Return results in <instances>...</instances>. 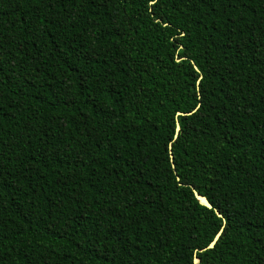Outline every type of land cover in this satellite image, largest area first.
<instances>
[{
	"label": "trees",
	"instance_id": "1",
	"mask_svg": "<svg viewBox=\"0 0 264 264\" xmlns=\"http://www.w3.org/2000/svg\"><path fill=\"white\" fill-rule=\"evenodd\" d=\"M0 264H264V0H0Z\"/></svg>",
	"mask_w": 264,
	"mask_h": 264
},
{
	"label": "water",
	"instance_id": "2",
	"mask_svg": "<svg viewBox=\"0 0 264 264\" xmlns=\"http://www.w3.org/2000/svg\"><path fill=\"white\" fill-rule=\"evenodd\" d=\"M180 113V112H177V114ZM181 114V113H180ZM178 130V125L176 124L175 125V132H174V136L176 135V132ZM170 147V144H168V148ZM170 156V155H169ZM192 192L194 194V196L196 197V199L201 203L203 204L204 206L208 207V208H212V205L208 202V200L206 199V197H204L203 195H200L199 193H197L195 190L192 189ZM215 214L217 216H220L219 212L216 210V209H213ZM220 233V229L219 231L214 235L213 239L208 243L207 247H212L216 238L218 237ZM192 262L195 263L196 262V257L193 256L192 258Z\"/></svg>",
	"mask_w": 264,
	"mask_h": 264
}]
</instances>
